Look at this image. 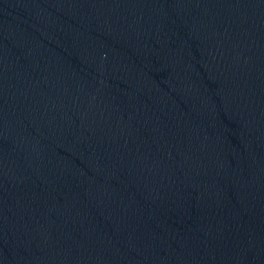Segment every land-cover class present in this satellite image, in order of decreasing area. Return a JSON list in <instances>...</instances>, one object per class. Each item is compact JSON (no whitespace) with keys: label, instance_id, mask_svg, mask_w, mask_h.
<instances>
[{"label":"water","instance_id":"water-1","mask_svg":"<svg viewBox=\"0 0 264 264\" xmlns=\"http://www.w3.org/2000/svg\"><path fill=\"white\" fill-rule=\"evenodd\" d=\"M0 264H264V0H0Z\"/></svg>","mask_w":264,"mask_h":264}]
</instances>
